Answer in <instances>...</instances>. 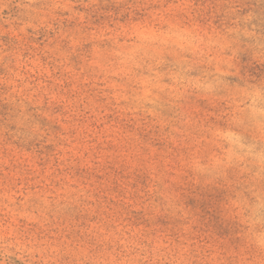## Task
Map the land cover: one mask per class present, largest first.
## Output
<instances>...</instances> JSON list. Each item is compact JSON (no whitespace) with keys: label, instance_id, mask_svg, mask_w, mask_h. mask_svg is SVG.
I'll use <instances>...</instances> for the list:
<instances>
[{"label":"rangeland","instance_id":"1","mask_svg":"<svg viewBox=\"0 0 264 264\" xmlns=\"http://www.w3.org/2000/svg\"><path fill=\"white\" fill-rule=\"evenodd\" d=\"M0 264H264V0H0Z\"/></svg>","mask_w":264,"mask_h":264}]
</instances>
